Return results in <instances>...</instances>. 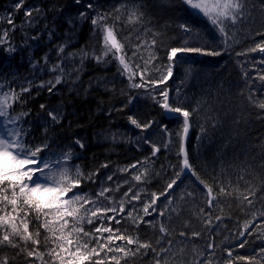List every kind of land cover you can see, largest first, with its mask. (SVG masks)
<instances>
[{
    "label": "snow or ice",
    "instance_id": "obj_1",
    "mask_svg": "<svg viewBox=\"0 0 264 264\" xmlns=\"http://www.w3.org/2000/svg\"><path fill=\"white\" fill-rule=\"evenodd\" d=\"M25 3L15 0L13 11L0 17L10 25L0 29V51L6 53L0 57V264H264V145L259 171L247 150L248 160L234 154L228 162L231 173L223 153L198 168L190 134L203 116L195 136L198 152L208 138L206 125L215 130L220 123L218 98L202 94L189 103L182 88L168 84L175 83L181 67V84L194 80L202 63L197 58L244 57L237 61L243 81L236 85L237 95L264 119V24L252 27L255 5L250 0H69L46 10ZM260 3L264 15V0ZM21 9L20 31L27 35L26 28L36 29L29 39L45 37L47 49L39 59L29 51L36 78L23 83L13 67L20 50L11 35ZM49 11L55 13L51 19ZM248 39L251 45L237 50ZM249 61L252 72L245 68ZM101 67H114V78L91 75L85 83L84 73ZM116 79L126 82L120 89L124 99L120 107L105 110L108 126L97 125L88 139L69 135L72 123L64 109L39 103L33 114L29 105L33 89L37 96L40 90L55 95L65 88L87 96L115 92ZM149 106L153 111L141 118ZM125 110L131 128L113 129V111ZM93 141H103L108 150L127 144L131 151L134 145L143 158L122 165L106 158L88 168L80 161ZM160 156L167 164L157 168ZM161 180L163 187L152 190ZM233 205L240 216L236 230L228 231L225 221L234 219ZM186 211L201 230H192L190 220L173 227ZM205 237L200 247L196 241ZM248 245H255L250 253L237 251Z\"/></svg>",
    "mask_w": 264,
    "mask_h": 264
},
{
    "label": "trees",
    "instance_id": "obj_2",
    "mask_svg": "<svg viewBox=\"0 0 264 264\" xmlns=\"http://www.w3.org/2000/svg\"><path fill=\"white\" fill-rule=\"evenodd\" d=\"M15 0H0V17H4L5 13H11L13 10L11 5ZM69 3V0H26L25 8L31 7L33 5H38L44 7L46 10L51 8L53 5L60 4L64 5ZM250 4L255 5L253 9V19L255 24L252 25L253 29L260 28L264 24V15L261 13V3L260 0H250ZM55 13L49 11V19L53 17ZM163 15V13H161ZM23 9L19 13L15 14V20L17 24V31L12 35L14 45L20 50L17 52V59L13 62V67L18 71L19 82L23 83L25 79L31 80L34 77L32 70L28 66L29 51L34 54L36 59H39L40 54L47 49L44 47L43 42L45 37H41L39 41H32L29 39L30 36L36 34V29H27L26 33H22L19 29V25L22 20H24ZM163 23V21H161ZM10 27L6 22H0V29ZM88 25L83 26L84 36L87 37ZM127 35V31L123 33ZM260 38L256 37L258 41ZM83 43V41H81ZM251 39L242 41L240 45L237 46V50L251 45ZM50 47V46H49ZM27 49V50H26ZM6 53L0 51V57L5 56ZM258 57L259 54H251ZM202 61L196 67V72L198 75L194 80L186 81L181 84V79L183 77L184 69L181 67L178 72L179 74L174 76L172 80L168 81L172 89L176 87L182 88L187 96L189 97V103H195L197 99L201 97L202 94H211V97L215 101L218 98V103H214L215 113L219 115L220 123L217 128L213 130L210 125L208 127V138L204 140L203 145L199 146V151L197 152V144L195 141V136L199 134V122L203 120V116L197 117L194 123L193 131L190 135V148L192 151V157L198 168H203L205 162L211 164L212 160L216 158L219 160L221 154H224V163L228 173L233 170L228 166V162L232 161L233 155H237L240 159L248 160L249 157L243 155L247 152L252 154L251 163L259 171L260 161H261V146L264 145V140L260 139L264 137V119L257 117V109L249 108L245 102L237 95V84L242 86L243 81L240 76L241 67L237 61H243L244 57H235V55L215 57V58H197ZM246 70L252 72L251 61L245 66ZM258 70V69H257ZM5 71H9L5 69ZM115 68L106 70L103 67L98 69H89L84 73V81L87 83L91 75H107L109 80L114 78ZM43 79H47V74L41 76ZM125 84L121 83L120 79H116V91L115 92H105L102 90H97L91 92L90 95L85 96L83 93L76 94L75 91L69 93L67 89L56 92L55 95H50L46 90H40V94L36 95V89H33L32 98L29 99V105L32 108L33 114L39 111L38 104L45 103L49 107H60L65 110L68 115V119L72 123V128L69 130V135L79 134L85 139L92 136L93 132L97 130V125L108 126L109 120L106 116L105 110L111 107H120L121 102L124 97L120 94V89L125 88ZM222 85V87H221ZM33 98L37 103H33ZM143 104L150 105V101H142ZM100 105L98 108L97 105ZM153 108L151 106L144 108L139 114L141 118H145L149 112H152ZM239 121V123H236ZM111 126L113 129L117 127L121 129H130L131 126L127 123V110L123 112L113 111L111 118ZM67 127V122H66ZM131 134V132H129ZM143 158V154L136 150L135 146L131 147L129 151V145L125 144L122 147H117L114 150H108L103 147V141L97 144L95 141L91 144V151L83 153V159L80 163L88 168L97 167L100 163L104 162L106 158H110L111 161L119 164H125L133 161L135 158ZM160 163L167 164L163 156L159 157V163L157 168H159ZM216 171L219 172V166H217ZM207 172H211V168L207 169ZM207 176V173H202ZM233 179L235 176L233 174ZM163 180L159 182L156 188L152 190H158L163 187ZM240 216V213L235 209L233 205V217L231 221L226 220L228 231H235L236 224L235 218ZM185 220L191 221L192 230H201V224L196 220L194 216H191L189 212H185L179 219L173 222V227L177 229L183 226ZM223 225L221 226V231H223ZM224 232V235H227ZM207 237L196 241V243L203 247L206 243ZM217 242L219 243V235L217 237ZM255 245H248L245 249H237L240 253L251 252ZM218 255H226V253H217ZM147 259V258H145Z\"/></svg>",
    "mask_w": 264,
    "mask_h": 264
}]
</instances>
